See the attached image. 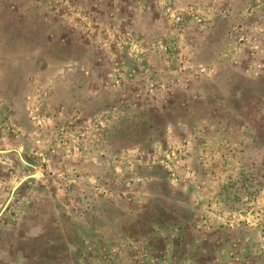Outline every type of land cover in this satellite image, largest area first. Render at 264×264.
<instances>
[{
	"label": "rangeland",
	"instance_id": "rangeland-1",
	"mask_svg": "<svg viewBox=\"0 0 264 264\" xmlns=\"http://www.w3.org/2000/svg\"><path fill=\"white\" fill-rule=\"evenodd\" d=\"M0 264H264V0H0Z\"/></svg>",
	"mask_w": 264,
	"mask_h": 264
}]
</instances>
